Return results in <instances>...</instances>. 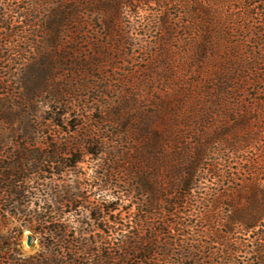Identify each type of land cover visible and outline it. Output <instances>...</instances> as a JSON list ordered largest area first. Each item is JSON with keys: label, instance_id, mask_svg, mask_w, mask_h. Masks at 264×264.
<instances>
[{"label": "trees", "instance_id": "trees-1", "mask_svg": "<svg viewBox=\"0 0 264 264\" xmlns=\"http://www.w3.org/2000/svg\"><path fill=\"white\" fill-rule=\"evenodd\" d=\"M68 64L146 90L88 105ZM2 70L0 201L30 203L42 163L105 166L85 226L62 219L59 183L47 203L0 206V264H264V0H0Z\"/></svg>", "mask_w": 264, "mask_h": 264}, {"label": "rangeland", "instance_id": "rangeland-1", "mask_svg": "<svg viewBox=\"0 0 264 264\" xmlns=\"http://www.w3.org/2000/svg\"><path fill=\"white\" fill-rule=\"evenodd\" d=\"M103 69L105 70L106 74H109V76H112L114 73L118 72L117 69L111 66H105ZM59 73L60 76H64L67 73H71L74 76L75 73H81L84 75L85 83H88L87 86L84 88L78 86L75 81L76 78H72L70 81L73 85L71 94L72 97H74V100L83 98L85 101H87L88 105L92 104L91 102H93L95 99H97L98 102L103 100L117 102L120 99H124L123 97L129 95V93L132 91L144 92L146 90L145 85H143L142 83L139 84L140 78L137 73L132 75L130 78H123L120 82L112 79L110 82L111 84L109 85V91H106L102 88L101 81L95 79L94 77H90V73H95L93 69L84 68L83 70H81V68L77 67L76 65L70 66L68 64L66 67L61 69ZM0 74H2V77L8 78L7 82H10L13 86L16 84V81L12 82V80H15L14 76H9L8 72L5 73L2 70ZM101 89H103V92L105 94L103 93L102 96L99 97ZM41 95L43 96L44 93H42ZM37 105H40L39 101L37 102ZM85 113L91 116L95 114L93 109H88ZM103 166L105 165L103 164V160H101L100 158L91 159L88 157V155H85L81 159L76 161L73 165H62L59 167L60 172L50 174L47 170H53L54 167L47 166L46 164L42 163L41 165H39V170L31 172L29 175L31 176V178L27 183V193L30 195V203H19L16 200L9 201L8 199H2L0 201V206L4 208H14L17 210L25 211L30 207H34L35 205H41L43 202L47 203L48 196L45 195L46 192L49 191L48 184L59 183L65 188L66 194L70 198L67 203L65 202V200H62L59 203V209L63 212L62 219H64V222L68 224L69 228L73 225L80 224V222L76 221V218H78L79 221L83 220L82 226H85L84 223L85 221H87V217H85V215L88 212V207L92 204V202L98 203L100 199L98 194L91 193L90 190L87 189L86 181L89 176L93 175L94 169L101 172L103 170ZM39 176H44V178H40ZM77 191L81 192L82 195H77ZM117 211H120L121 215L125 213V209L122 204L114 210V212ZM96 223L97 222L90 221L88 226H94ZM7 226L9 225L3 226L0 224V235L6 234ZM27 232L33 235L31 232L24 229L19 236V241L23 253L31 254L37 247L36 236L33 235L34 238L31 243L26 244L24 240L25 234Z\"/></svg>", "mask_w": 264, "mask_h": 264}, {"label": "water", "instance_id": "water-1", "mask_svg": "<svg viewBox=\"0 0 264 264\" xmlns=\"http://www.w3.org/2000/svg\"><path fill=\"white\" fill-rule=\"evenodd\" d=\"M33 238H34V236L27 232L25 234V240L24 241L26 244H30L31 241L33 240Z\"/></svg>", "mask_w": 264, "mask_h": 264}]
</instances>
